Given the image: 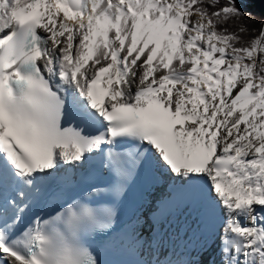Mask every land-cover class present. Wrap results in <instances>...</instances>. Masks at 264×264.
Masks as SVG:
<instances>
[{"label": "snow or ice", "instance_id": "snow-or-ice-1", "mask_svg": "<svg viewBox=\"0 0 264 264\" xmlns=\"http://www.w3.org/2000/svg\"><path fill=\"white\" fill-rule=\"evenodd\" d=\"M245 2L0 0V264H264Z\"/></svg>", "mask_w": 264, "mask_h": 264}, {"label": "bare ground", "instance_id": "bare-ground-1", "mask_svg": "<svg viewBox=\"0 0 264 264\" xmlns=\"http://www.w3.org/2000/svg\"><path fill=\"white\" fill-rule=\"evenodd\" d=\"M219 239L216 238V241L214 244L211 245V247H208L203 254V257L200 261L201 264H211V262L215 259L217 262L219 261Z\"/></svg>", "mask_w": 264, "mask_h": 264}, {"label": "trees", "instance_id": "trees-1", "mask_svg": "<svg viewBox=\"0 0 264 264\" xmlns=\"http://www.w3.org/2000/svg\"><path fill=\"white\" fill-rule=\"evenodd\" d=\"M242 9L245 11V12H248V13H251L255 18H256V24L254 25H250V27H253L255 29H257V31L254 33V35L258 36L259 35V28H260V21L261 19H264V16L258 14L253 6H252V3L251 2H248L246 7H242ZM251 38V37H250Z\"/></svg>", "mask_w": 264, "mask_h": 264}, {"label": "water", "instance_id": "water-1", "mask_svg": "<svg viewBox=\"0 0 264 264\" xmlns=\"http://www.w3.org/2000/svg\"><path fill=\"white\" fill-rule=\"evenodd\" d=\"M254 10L264 16V0H251Z\"/></svg>", "mask_w": 264, "mask_h": 264}, {"label": "rangeland", "instance_id": "rangeland-1", "mask_svg": "<svg viewBox=\"0 0 264 264\" xmlns=\"http://www.w3.org/2000/svg\"><path fill=\"white\" fill-rule=\"evenodd\" d=\"M248 2H251V0H246L245 3H243V4L240 5V7H241V8H242V7H246V5H247Z\"/></svg>", "mask_w": 264, "mask_h": 264}]
</instances>
